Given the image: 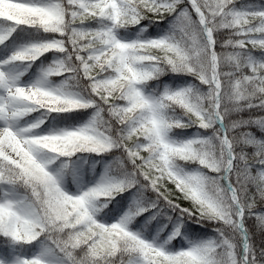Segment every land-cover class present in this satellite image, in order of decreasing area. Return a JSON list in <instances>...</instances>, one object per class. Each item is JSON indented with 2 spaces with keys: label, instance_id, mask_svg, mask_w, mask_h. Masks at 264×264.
Returning <instances> with one entry per match:
<instances>
[{
  "label": "snow or ice",
  "instance_id": "6c2138e0",
  "mask_svg": "<svg viewBox=\"0 0 264 264\" xmlns=\"http://www.w3.org/2000/svg\"><path fill=\"white\" fill-rule=\"evenodd\" d=\"M238 3L0 0V264H264V138L255 134L264 131V4ZM165 19L168 31L144 37L143 21ZM136 26L137 38L124 39ZM49 53L40 79L24 84ZM167 73L198 84L149 90ZM52 77L64 79L49 86ZM39 110L92 115L48 134L35 131L44 119L21 126ZM188 128L201 134L170 135ZM78 153L111 154L125 178L106 172L68 192L51 166ZM137 186L155 200L134 201L116 222L97 219L96 201L107 207ZM165 208L179 210L168 241L189 220L216 235L173 251L133 230L136 217L152 212L150 223Z\"/></svg>",
  "mask_w": 264,
  "mask_h": 264
},
{
  "label": "trees",
  "instance_id": "16d2710c",
  "mask_svg": "<svg viewBox=\"0 0 264 264\" xmlns=\"http://www.w3.org/2000/svg\"><path fill=\"white\" fill-rule=\"evenodd\" d=\"M259 2L260 4H264V0H239L237 7L241 5L251 6ZM142 25H151L148 27V31L144 33V37H155L157 35H163L166 31L169 30L171 26V19H165L159 21L158 23H154L152 21H143ZM141 25V26H142ZM141 26H136L135 28H130L122 33V36L125 38H137L139 34V28ZM33 32V35L41 36L44 35L42 33H35L34 30H29ZM253 53L256 56L261 55V51L259 49H254ZM39 61L41 63H45L46 59L41 58ZM37 61L36 64L39 62ZM198 84V81H194L191 76H179L174 75L172 73H167L163 75L159 81H153L149 84V89L154 88H162L163 85H169L171 88H175L177 85H183L184 87L189 84ZM179 114V112H177ZM48 115V116H46ZM92 115V110H88L86 112H72V113H52L46 114L44 110H39L37 112H33L30 114L31 118H38L37 120L44 119L46 121V125H44L40 130L47 129V126L50 121L55 125H73L85 122L90 119ZM39 116V117H36ZM240 116L246 117L245 113H240ZM196 129L188 128V129H176L170 135L178 141L186 140L192 138L193 136L200 135ZM257 138H264V131L256 130ZM87 162L84 164V170L87 173L89 180L96 178L103 168H106L108 174L117 179L125 178L122 175V170L119 169L115 165L116 158L111 154H106L104 156H95L93 154H87ZM185 170L193 171L196 169L195 165H185ZM93 171V174L91 173ZM70 180V178H68ZM139 186L137 188H133L130 191H125L120 195L115 196V198L107 203V207H104L105 201L103 200V205L98 209L97 219L101 222L112 223L116 222V219L119 220L120 215L126 213L128 209H130L133 205L134 201H139L144 206H147L152 201L155 200V194L151 191L145 190L142 193L138 191ZM179 194L177 193V196ZM177 202L181 203L183 207H188L190 202L185 201L182 198ZM162 206V204H161ZM109 210H112L109 212ZM155 210H153L154 212ZM105 213H109L108 216ZM179 213V210H172L169 208L164 209V214L157 217L156 220H152L148 223V218L152 215V212H146L144 215L136 217L135 221H133L132 227L134 231H141L146 238H148V233L151 231V238L155 239L160 244H165L170 250H179L180 248H186L191 242L206 240L212 238L216 235L213 231V225L204 222L203 224L193 223L191 220L184 223V229H182V235L168 241V236L170 235L173 225L169 222L168 217L175 219ZM159 221V223H158ZM139 227H136V225ZM167 225V227H165ZM259 229L256 230V235L253 237L256 242H259L260 239ZM30 247V246H29Z\"/></svg>",
  "mask_w": 264,
  "mask_h": 264
},
{
  "label": "rangeland",
  "instance_id": "374dc122",
  "mask_svg": "<svg viewBox=\"0 0 264 264\" xmlns=\"http://www.w3.org/2000/svg\"><path fill=\"white\" fill-rule=\"evenodd\" d=\"M40 77H41V74L39 76H37L35 79L31 80V81H24L22 79V82L24 84L35 83L38 79H40ZM60 82L55 83V82L52 81V78H50L47 81V84L49 86H56ZM182 87L183 86L180 85L177 88H182ZM32 122H35V120H24V121L21 122V126H26L27 124H30ZM78 126H80V125H78ZM75 127H77V126H73V127H61V128H57V129H50L49 131H47L45 133H39V134H48V133L56 132V131H59V130H62V129H71V128H75ZM173 139L176 140L175 138H173ZM64 164H67L68 165L67 168H69L70 171H71V176H72L73 182H74L75 187H76L75 188L76 190L74 192H71L68 189L67 185H66V179H65V171H66V168L63 167ZM51 167H52V169H53L54 172H59L61 174V179H62V184H63L64 189L67 190L70 193H73V194H78L80 192V190H86L87 188L94 186L96 183H98L100 181L101 177L104 176L105 173H106V170H103L100 173L99 177L96 180L87 183L85 181V176L83 174V171L81 169V166L79 164H77L75 160H65L64 158H61V159L56 160L55 164H53ZM102 203H103V199H101L100 201H96L94 203V207H96L99 204H100V207H101ZM129 210L130 209H128L127 212H129ZM124 215H125V213L121 214L120 217H123Z\"/></svg>",
  "mask_w": 264,
  "mask_h": 264
}]
</instances>
